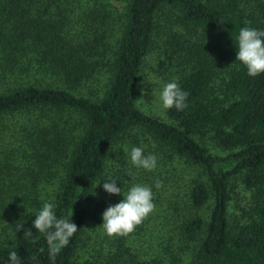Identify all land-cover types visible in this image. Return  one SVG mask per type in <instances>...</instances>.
I'll use <instances>...</instances> for the list:
<instances>
[{"label":"trees","instance_id":"16d2710c","mask_svg":"<svg viewBox=\"0 0 264 264\" xmlns=\"http://www.w3.org/2000/svg\"><path fill=\"white\" fill-rule=\"evenodd\" d=\"M242 27L264 30V0H0V264H264V73L236 60ZM152 55L189 93L172 124L138 106ZM136 183L155 211L110 238L102 214ZM45 201L78 228L54 260L33 226Z\"/></svg>","mask_w":264,"mask_h":264},{"label":"clouds","instance_id":"9594fccd","mask_svg":"<svg viewBox=\"0 0 264 264\" xmlns=\"http://www.w3.org/2000/svg\"><path fill=\"white\" fill-rule=\"evenodd\" d=\"M238 51L236 60H239L247 69L250 77H256L264 73V30H257L251 27H242L237 37ZM189 93L183 91L179 84L173 80L163 84L159 99L164 109L177 111L184 110L188 105L186 100ZM115 151V150H113ZM131 164L137 169L153 171L157 167V157L153 154H144L141 147H132L129 153ZM129 176H133L129 170ZM103 189L110 195H122L121 187H117L114 179L105 180ZM160 187L158 181L156 184ZM124 199L110 205L102 214V227L108 237H127L155 211L153 203V193L149 186L142 184H132ZM55 205L45 201L42 209L35 214L33 221L34 228L46 237L49 246V255L55 259L62 248L67 246L70 238L77 232L78 228L72 220L57 218ZM23 227L17 226V231ZM26 239L31 238V230L25 231ZM10 264H19V257L15 251L9 254Z\"/></svg>","mask_w":264,"mask_h":264},{"label":"rangeland","instance_id":"374dc122","mask_svg":"<svg viewBox=\"0 0 264 264\" xmlns=\"http://www.w3.org/2000/svg\"><path fill=\"white\" fill-rule=\"evenodd\" d=\"M158 62L159 59H157L155 55H152L148 57L145 63L144 73L139 84L140 98L138 100V106L148 114L172 124L173 122L167 118L165 109L163 108L162 102L159 99L163 84L169 82V79H172V74L167 73L162 75V73L158 71ZM26 117L27 116L25 115H16L13 118H8L5 120L9 125L13 123L21 124L26 120ZM203 142L205 145H208L214 153H218L216 148H214L207 139H205ZM117 157L118 155L115 159H117ZM177 190L180 191L181 188H178ZM250 197V191L244 190L242 186H237L232 192L230 204V215L232 220H235L241 216L243 208H246L249 204ZM147 240V237L140 239L139 241L136 239L139 244H143ZM147 246L148 244L146 242L144 247L147 248Z\"/></svg>","mask_w":264,"mask_h":264}]
</instances>
